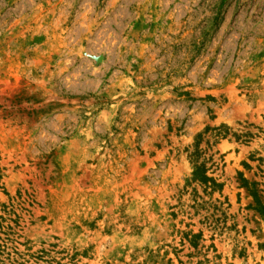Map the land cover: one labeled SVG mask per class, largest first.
I'll list each match as a JSON object with an SVG mask.
<instances>
[{
	"label": "rangeland",
	"instance_id": "obj_1",
	"mask_svg": "<svg viewBox=\"0 0 264 264\" xmlns=\"http://www.w3.org/2000/svg\"><path fill=\"white\" fill-rule=\"evenodd\" d=\"M0 245L264 264V0H0Z\"/></svg>",
	"mask_w": 264,
	"mask_h": 264
},
{
	"label": "trees",
	"instance_id": "obj_2",
	"mask_svg": "<svg viewBox=\"0 0 264 264\" xmlns=\"http://www.w3.org/2000/svg\"><path fill=\"white\" fill-rule=\"evenodd\" d=\"M198 138H201V135H198ZM197 145V143L195 144ZM194 177L197 181H199L202 184H206L207 181L211 182V183H215L213 180H211V178H208L205 174H204V170L202 167V164H194ZM216 185V184H213ZM201 239V234L197 233V234H185L184 235V241H186V243L188 244L189 247L195 249L197 247L198 244V240ZM183 246V240L182 242H180ZM146 250V257L143 259L142 263H137V264H172V259L171 258H166L165 254L166 252H164L163 255H159L157 251H152L149 249H145ZM5 251V246L4 245H0V264H31L28 262V260H23L21 262H17L16 259H12V260H8L7 263H4L3 260L1 259L3 253ZM174 256L177 255V251L174 249ZM43 253V252H42ZM176 257V256H175ZM177 258V257H176ZM38 260H41L40 256H35V264H38ZM179 264H182V262L180 260H177ZM43 264H47L48 261L42 260Z\"/></svg>",
	"mask_w": 264,
	"mask_h": 264
}]
</instances>
